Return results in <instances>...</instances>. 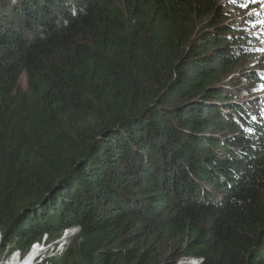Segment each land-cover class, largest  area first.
<instances>
[{"label": "trees", "instance_id": "16d2710c", "mask_svg": "<svg viewBox=\"0 0 264 264\" xmlns=\"http://www.w3.org/2000/svg\"><path fill=\"white\" fill-rule=\"evenodd\" d=\"M262 3L0 0V255L264 264Z\"/></svg>", "mask_w": 264, "mask_h": 264}, {"label": "rangeland", "instance_id": "374dc122", "mask_svg": "<svg viewBox=\"0 0 264 264\" xmlns=\"http://www.w3.org/2000/svg\"><path fill=\"white\" fill-rule=\"evenodd\" d=\"M264 6V3L261 4ZM259 11L261 14H264V11H261L259 7L254 8L253 11ZM20 85L22 87H25V77L22 75L20 77ZM243 95V94H242ZM242 95L240 97H242ZM79 230V227H70L68 229L62 230L60 233L59 238H52L49 239V236L47 233H44L41 235V237L37 238L35 241L31 243V247L27 250L28 252L32 251V245L35 243L38 245L37 247H34L33 250L35 252L31 254L30 256L36 255L33 259L32 264H39V263H44L46 259L48 258H55L69 243V239L77 233ZM47 237V238H45ZM2 238V233L0 231V241ZM8 248H6L2 254L0 255V263L3 262V264H31V260H28L25 262L30 256L25 258L24 260H20L19 257H26L27 256V251L24 253H21L17 248H14L12 251H8ZM18 253V256H15L14 254ZM183 260H188V259H182ZM180 261H178L176 264H178Z\"/></svg>", "mask_w": 264, "mask_h": 264}, {"label": "bare ground", "instance_id": "6f19581e", "mask_svg": "<svg viewBox=\"0 0 264 264\" xmlns=\"http://www.w3.org/2000/svg\"><path fill=\"white\" fill-rule=\"evenodd\" d=\"M263 11V10H262ZM242 91H244V90H242ZM242 97L243 98H249L248 97V94L246 93V95L244 94V95H242ZM36 255H34V256H30V258H28L25 262H27L28 260H31V264H32V262H33V258L35 257ZM195 264L197 263L196 261L194 262ZM193 262H190V261H188V260H181L178 264H194ZM0 264H3V262H1ZM28 264V263H27Z\"/></svg>", "mask_w": 264, "mask_h": 264}, {"label": "clouds", "instance_id": "9594fccd", "mask_svg": "<svg viewBox=\"0 0 264 264\" xmlns=\"http://www.w3.org/2000/svg\"><path fill=\"white\" fill-rule=\"evenodd\" d=\"M188 259V258H187ZM190 261H193V262H197L196 264H200V263H198V262H201L202 260H201V258H190Z\"/></svg>", "mask_w": 264, "mask_h": 264}, {"label": "built area", "instance_id": "2783aa9c", "mask_svg": "<svg viewBox=\"0 0 264 264\" xmlns=\"http://www.w3.org/2000/svg\"><path fill=\"white\" fill-rule=\"evenodd\" d=\"M242 94H243V95H244V94L246 95V92L241 91V92H240V95H242ZM37 246H38V245H36L35 243H33V245H32V249H33L34 247H37ZM30 247H31V246H30Z\"/></svg>", "mask_w": 264, "mask_h": 264}, {"label": "snow or ice", "instance_id": "6c2138e0", "mask_svg": "<svg viewBox=\"0 0 264 264\" xmlns=\"http://www.w3.org/2000/svg\"><path fill=\"white\" fill-rule=\"evenodd\" d=\"M233 2H235V0H233ZM242 7H246V5H242Z\"/></svg>", "mask_w": 264, "mask_h": 264}, {"label": "water", "instance_id": "95a60500", "mask_svg": "<svg viewBox=\"0 0 264 264\" xmlns=\"http://www.w3.org/2000/svg\"><path fill=\"white\" fill-rule=\"evenodd\" d=\"M188 261H190V258H188ZM190 262H193V261H190ZM194 263V262H193Z\"/></svg>", "mask_w": 264, "mask_h": 264}, {"label": "crops", "instance_id": "0c3cea01", "mask_svg": "<svg viewBox=\"0 0 264 264\" xmlns=\"http://www.w3.org/2000/svg\"><path fill=\"white\" fill-rule=\"evenodd\" d=\"M37 255V254H36ZM198 263H200L201 264V262H198ZM195 264V263H194Z\"/></svg>", "mask_w": 264, "mask_h": 264}]
</instances>
